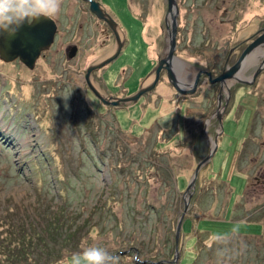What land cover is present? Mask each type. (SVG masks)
Returning a JSON list of instances; mask_svg holds the SVG:
<instances>
[{"label":"rangeland","instance_id":"rangeland-1","mask_svg":"<svg viewBox=\"0 0 264 264\" xmlns=\"http://www.w3.org/2000/svg\"><path fill=\"white\" fill-rule=\"evenodd\" d=\"M100 1L128 43L107 65L106 85L97 77L93 84L104 97L119 94L121 71L131 66V96L151 83L164 56L167 4ZM176 1L175 55L194 71L220 63L221 53L264 29V0ZM65 22L58 44L62 28L71 29ZM51 54L32 70L0 60V264H58L85 241L119 264H264V68L251 87L231 88L218 149L200 168L184 213V193L209 154V138L220 136L217 119H207L216 90L203 82L177 97L164 77L144 99L113 109L76 76L101 51L85 55L80 67H52Z\"/></svg>","mask_w":264,"mask_h":264},{"label":"water","instance_id":"water-1","mask_svg":"<svg viewBox=\"0 0 264 264\" xmlns=\"http://www.w3.org/2000/svg\"><path fill=\"white\" fill-rule=\"evenodd\" d=\"M167 4L166 21H167V48L165 57L158 61L157 67L152 71L153 80L149 84H143L135 94L126 98H113L104 97L91 83V74L97 70L104 68L105 66L113 63L120 57L121 50L123 48L122 36L115 31L114 27H118L114 20L103 10L99 2L90 1V12L99 20L104 21L112 28L113 33L117 40V46L114 52L98 65H93L86 70L85 80L91 92L104 106L120 107L137 103L143 96L152 93L158 85L160 73L162 70L166 72V79L176 93L181 95H193L197 89L198 82L202 75L208 78L210 84H220L221 87L229 90L230 86L234 83L248 85L249 82L254 80L260 71L264 68V29L260 35H258L251 43H249L238 56L237 61L230 67H227L217 77L212 78V74L205 70H199L195 73L194 77L188 84L186 79L182 76V66L184 62L180 60L176 55V37L178 29V16L179 9L176 0H165ZM118 30V28H117ZM56 33V25L51 18H39L32 20L31 22H25L14 36L11 38L6 34H0V60L4 62H13L18 60L27 69L32 70L35 66L36 60L39 56L46 52L51 46ZM259 58H262L261 66L251 76L245 77L246 70L255 64ZM165 66V67H163ZM248 81V82H247ZM185 88L188 90L186 91ZM221 125V129H222ZM217 147L216 142L212 143L210 154L197 164V167L193 173V176L188 184V187L184 193V213L188 209V204L195 189V182L198 177L199 170L202 166L206 165L212 160L213 154ZM183 224V216L178 221L176 227V245L180 229ZM176 253L178 252L177 246L175 247Z\"/></svg>","mask_w":264,"mask_h":264},{"label":"flooded vegetation","instance_id":"flooded-vegetation-1","mask_svg":"<svg viewBox=\"0 0 264 264\" xmlns=\"http://www.w3.org/2000/svg\"><path fill=\"white\" fill-rule=\"evenodd\" d=\"M90 1L99 2L100 6L102 7L100 0H90ZM69 9H70V12H69ZM216 9H218V8H216ZM103 10L107 13V11L104 8H103ZM51 19L56 25V33H55L53 42H52L51 46L49 47V49L39 56V58L36 60V63L40 59H46L47 53L52 51V54H51V56H52V58H51L52 67H64L63 63L65 61H67V62L74 61V63H73L74 67H80V63H81V61L85 55L90 56L89 58H91V56L95 52L101 51L102 55L97 56V58H95V60L93 62L88 64L87 68L85 69L84 72H77L76 71V74H77L76 76H79V78H80L79 80H81L85 84V87L87 88V92H89L93 98H96L87 85V82L85 80V74H86V70L89 67H92L93 65H98V63H100L105 58L109 57L114 52L115 47L117 46V40H116V37L112 31L113 29L110 28L109 25L106 24L104 21L97 19L90 12L89 0H73L71 6H64V8H61L59 14L57 16L51 18ZM31 21H32V19L28 20V22H31ZM65 21H67V23H68V21H70V24H72L71 29L67 30L66 27L62 28L63 29L62 31H64V37L61 40V42H59V44H58L59 33L61 32L60 23L65 22ZM114 28H115V31L119 33V31H120L119 26L117 27L118 30L116 27H114ZM166 28H167V26H166ZM177 32H178V29H177ZM261 32L259 34H257L255 37H253L251 40H249L246 44H244L240 48H236V46L230 47L229 49H227V51H225L224 53H221V57L222 56L223 57L221 58L220 63H218L219 61H217L216 59L214 60V62H212V61H211V63L208 62V64L210 65L211 68H209V69L206 68L204 70L210 72L212 74V78L217 77L227 67L232 66L237 61L238 56L240 55V52L249 43H251L258 35H260ZM121 33L122 32L120 31V34ZM64 39H69V41L67 42ZM122 40H123V42H122L123 48L121 50L120 56L123 54V50L125 49V47L127 46V43H128L125 39H122ZM177 46H178V44L176 41V49H177ZM166 48H167V40H166ZM233 50H235L234 52L239 51L236 56H235V53L233 52ZM222 51H224V50H222ZM165 52H166V50H165ZM233 56H235V57L233 58ZM164 57H165V53H164L163 57L159 56L157 62L154 64L153 67H157L158 61L163 59ZM178 58L180 59V57H178ZM180 60H182V59H180ZM17 61L18 60H16V62ZM75 61L77 62V65H75L76 64ZM182 61L184 62V65L182 66V69H181L182 70V76H184L186 79L185 84H188L190 82V80H192V78L194 77L195 73L201 69H196V71H194L192 68H196L195 66L193 67L192 65L188 64L184 60H182ZM36 63H35V65H36ZM219 65H220V67H222V69L219 72H214L213 67L219 66ZM255 65H256V67H258V63ZM106 67L107 66H105L104 68L97 70L91 74V83L93 86H94L93 82H94V79L96 77L100 78V80L102 81L101 83L103 85H106V83L104 84V76H106V73H107ZM125 67H129V66L126 65ZM130 67L127 68V72H126V70L122 71L123 72L122 77H124L126 75L125 76L126 79L123 82V87H121V92L119 94L117 93V94L106 95L107 97H113V98L121 99V98H126V97L130 96V94L128 92L129 90L127 88L128 86H126V84H128V81H130L131 75L134 74L133 68H130ZM163 67H165V66H163ZM250 67H254V66L252 65ZM245 73H244V76H245ZM151 74L153 75V73H151ZM164 77H166V72H165V70H162L160 73L159 80L161 81ZM126 81H127V83H126ZM255 81L256 80H254V81L252 80L249 82L250 84L244 85V86H250V85L252 86V84ZM203 82L205 83V85L208 88L216 90L215 110H213V112H211V115L207 119L208 120H211V119L216 120L217 119V121L219 123V128H220V132H219L220 136L219 137H218L219 134L216 135L215 139H213L209 136L210 137L209 142L211 144V147L209 150V154H210L213 142H216V147L218 149L217 140L220 139L221 136L223 135V128L221 129V125L223 127V121L225 119L224 117H225L226 113L228 112L232 95L234 93L235 88L238 86H241L242 84L234 83L232 86H230L229 90L226 91V88L221 87V85L218 83L217 84H210L208 81V78L205 75L201 76V78L198 82V86L200 84H202ZM168 86L170 87L169 83H168ZM233 86H235V88L233 90H231V88ZM171 89L174 90L172 87H171ZM185 90L187 91L188 89L185 88ZM98 92L102 94L101 90H98ZM174 92H175V96H177V97L183 96L184 98H186L188 96V95L178 94V93H176L175 90H174ZM149 94H151V93H149ZM146 96L147 95L143 96L142 98L144 99ZM142 98H140V100ZM97 102H99V104H100V101L98 99H97ZM123 107H125V106H123ZM114 108L117 109L119 107H113V109ZM206 124H207L206 122L203 123L204 130H207L208 126ZM205 134L208 135L207 131L205 132ZM217 149H216V151H217ZM216 151H215V153H216ZM215 153L213 154V156L215 155Z\"/></svg>","mask_w":264,"mask_h":264},{"label":"clouds","instance_id":"clouds-1","mask_svg":"<svg viewBox=\"0 0 264 264\" xmlns=\"http://www.w3.org/2000/svg\"><path fill=\"white\" fill-rule=\"evenodd\" d=\"M61 4L62 0H0V34L11 38L29 19L53 18L59 14ZM58 264H119V257L85 241L78 251L65 250Z\"/></svg>","mask_w":264,"mask_h":264},{"label":"trees","instance_id":"trees-1","mask_svg":"<svg viewBox=\"0 0 264 264\" xmlns=\"http://www.w3.org/2000/svg\"><path fill=\"white\" fill-rule=\"evenodd\" d=\"M37 240H38V242H40V239L37 238ZM45 244H46V243H45ZM46 245H47V244H46ZM44 254H45V253H44ZM198 257H199V255H198ZM197 259H198V258H197ZM196 261H197V260H196ZM43 264H48V261L45 260V261L43 262ZM195 264H196V262H195Z\"/></svg>","mask_w":264,"mask_h":264},{"label":"crops","instance_id":"crops-1","mask_svg":"<svg viewBox=\"0 0 264 264\" xmlns=\"http://www.w3.org/2000/svg\"><path fill=\"white\" fill-rule=\"evenodd\" d=\"M121 36H122V39H125V38H124V35H123L122 33H121ZM125 69H126V68H125ZM121 72H122V71H121ZM116 74H117V72H116Z\"/></svg>","mask_w":264,"mask_h":264}]
</instances>
